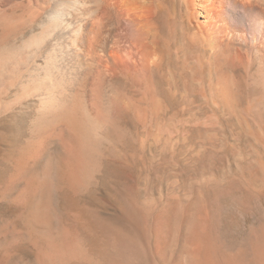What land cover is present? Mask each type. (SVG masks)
I'll return each mask as SVG.
<instances>
[{
    "label": "rangeland",
    "instance_id": "1",
    "mask_svg": "<svg viewBox=\"0 0 264 264\" xmlns=\"http://www.w3.org/2000/svg\"><path fill=\"white\" fill-rule=\"evenodd\" d=\"M53 2L0 16V264H264V82L235 69L224 102L179 38L158 97L57 86L50 52L27 46Z\"/></svg>",
    "mask_w": 264,
    "mask_h": 264
},
{
    "label": "bare ground",
    "instance_id": "2",
    "mask_svg": "<svg viewBox=\"0 0 264 264\" xmlns=\"http://www.w3.org/2000/svg\"><path fill=\"white\" fill-rule=\"evenodd\" d=\"M52 1L44 15L47 22L41 23L42 32L34 35L27 46L50 52L48 75L57 86L63 81L86 85L93 81L105 86L126 79L156 97V75L162 73L168 56L179 52L180 47L175 49L173 45L179 38L198 48L197 53H187L190 58L204 67H214L211 85L224 102L232 103L236 96L233 70L243 68L264 82V0ZM36 2L0 0V16ZM179 6L183 10L178 11ZM165 30L174 34L172 42L167 40ZM20 52L7 56V63ZM126 91L112 92L123 96ZM69 101L63 97L56 100L53 95L44 100L54 117L72 120ZM35 217L39 227L48 218L40 210Z\"/></svg>",
    "mask_w": 264,
    "mask_h": 264
}]
</instances>
